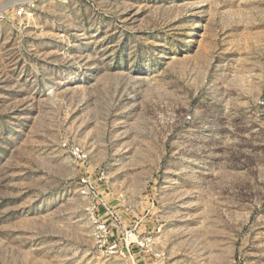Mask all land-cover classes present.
<instances>
[{"label": "rangeland", "instance_id": "rangeland-1", "mask_svg": "<svg viewBox=\"0 0 264 264\" xmlns=\"http://www.w3.org/2000/svg\"><path fill=\"white\" fill-rule=\"evenodd\" d=\"M0 264H264V0H0Z\"/></svg>", "mask_w": 264, "mask_h": 264}]
</instances>
